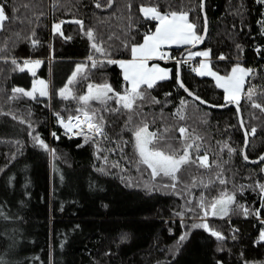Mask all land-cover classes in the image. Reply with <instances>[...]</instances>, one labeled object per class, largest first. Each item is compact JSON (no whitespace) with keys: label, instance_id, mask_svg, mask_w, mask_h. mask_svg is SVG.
<instances>
[{"label":"trees","instance_id":"1","mask_svg":"<svg viewBox=\"0 0 264 264\" xmlns=\"http://www.w3.org/2000/svg\"><path fill=\"white\" fill-rule=\"evenodd\" d=\"M0 3L9 17L0 30V48L5 49L0 55L8 58V62L0 60V264H180L185 260L264 264V240L259 239L264 227V199L260 203L258 188L264 184V160L251 163L244 159V131L234 107L209 108L186 95L177 84L175 61L161 62L171 70L170 78L147 89L150 97L161 102L146 103L142 108L149 130L169 128L166 139L173 148L180 147L178 127L195 130L202 137L198 143L204 145L200 155L207 149L210 163L219 157L217 163L223 165L227 184L209 183L215 181L217 168L206 170L193 165L182 170L173 190L165 187L171 183L169 178L153 179L146 165L137 167L139 157L131 128L144 117L133 115L132 125L126 128L127 112L103 111L99 102L93 101V107L101 108L108 135L107 141L101 138L100 147L116 149L102 151L100 158L95 144L85 143L82 136L65 135L57 123V113L65 119L79 114L80 103L62 99L59 89L67 84L76 64L93 54L92 41L84 35L85 31L94 30L97 41H103L110 52V59L129 58L130 48L125 45L142 43L145 34L156 26L139 10L142 5H158L162 12L169 10V4L172 10L190 9L189 19L197 24L196 31L201 34V0H113L111 7L100 8L95 6L96 0ZM205 13L207 35L201 48L210 50L211 67L220 74H227L234 64L254 69V74L246 78L244 91L250 84L256 85L258 93L264 91V0H205ZM77 19L83 21V30L76 23L67 22L61 26L63 36L52 31L53 23ZM32 39L38 40L35 47ZM184 48H171L172 55L179 56ZM11 58L21 64L25 59L41 60L40 72L50 82L48 97L10 99L12 88L26 89L32 81L28 71L12 70ZM95 58L105 59L99 53ZM193 68L189 61L180 64L184 85L206 102L225 104L224 90ZM87 77L75 85V95H84L88 84L108 83L116 92L125 88L117 64L105 62L92 68L89 63ZM181 100L187 101L186 119L177 123L174 114L181 107ZM257 102L264 103V96ZM109 106L118 105L113 100ZM239 107L244 128L257 129L254 136H248L245 148L248 159H255L264 153V112L253 109L243 96ZM36 135L55 149V157L33 141ZM225 141L236 151H221ZM103 156L108 157L107 163ZM116 162L119 166L113 167ZM193 181L196 186L186 190L185 186H191ZM225 191L235 193L236 202L250 214L204 218L199 207L201 196L208 206ZM52 203L68 217H52ZM156 207L162 208L163 216H79L85 211L98 215L129 214ZM180 212L184 214L176 215ZM203 222L221 232L224 239L218 240L208 230L193 227ZM185 233L187 238L181 241Z\"/></svg>","mask_w":264,"mask_h":264},{"label":"snow or ice","instance_id":"2","mask_svg":"<svg viewBox=\"0 0 264 264\" xmlns=\"http://www.w3.org/2000/svg\"><path fill=\"white\" fill-rule=\"evenodd\" d=\"M113 0H106V3L102 5L101 0H96V7L100 8L102 6L111 7ZM129 8L131 5H127ZM24 7H27L25 5ZM203 7V3L201 4ZM169 10L160 11L159 6H141L140 11L144 14L146 18L158 21L155 31L150 34H145L143 38V43H133L126 44L125 47L130 48L131 57L130 60H114L110 59V52L107 48L103 46V41H97V37L94 30L89 29L84 32L92 42L90 44L93 54H90L85 62L76 64L75 71L71 74L64 87L59 89V96L64 100H76L80 103V107L77 109L79 113L75 117L69 116L67 122L65 119L57 113L58 122L62 125L65 130V135L71 134L72 136H82L85 143H93L96 147V152L98 158H100V153L102 151H116L113 149H102L100 147L101 138L104 141L108 140V135L105 132V119L102 114L103 111H111L113 113H119L124 110L128 113V121L125 127L128 128L132 125L133 115L136 117H144L142 108L146 103L158 104L161 103L154 97H150L147 93V89H152L156 85L157 81H164L169 79V73L171 70L161 68L158 64H152L149 66V61L155 58L164 60L167 54L162 51V46L164 45H187L195 46L198 43H202L205 35L207 33V17L205 16L204 25V35L197 33V24L190 21V9L184 10L182 7L180 10H172L171 4L168 5ZM43 15V13H40ZM39 17H37L38 19ZM9 19L5 12V6L0 3V30L4 29L5 21ZM130 19V18H129ZM71 22L76 23L83 30L82 20L73 21H60L54 24V31L63 36L61 31V26L64 23ZM33 36L35 32L33 31ZM32 45L35 47L38 44V40L32 39ZM5 51L4 48H0V53ZM99 53L105 59H96L95 54ZM210 56V50L207 51H196L192 52L189 50L186 60H177V84L184 91L188 92L189 96H194L195 100L206 104V101L201 100L199 96H195L194 93L190 92L184 85L183 81L180 79L179 65L182 63H187L188 61L194 59L195 57H204L205 60L199 63L198 67L192 69L199 76H211L214 77L216 85L223 89L225 92V105L235 104L239 112L240 101L243 98L249 102L253 109H258L264 112V103L257 102L261 96H264V91L258 93L256 85H251L248 87L247 91H244V85L246 78L253 75L255 70L251 68H243L239 64L232 67L230 74L220 75L218 72L213 71L210 63L207 62V58ZM224 59V57H220ZM0 60H5L8 62V58L0 55ZM105 62L108 64H118L123 70V80L130 85V87L124 88L123 92H116L110 84L104 83L102 85H87V92L84 95H75L73 89L80 80H86L87 70L89 63L92 68L102 66ZM10 63L13 65V71L23 72L25 69L32 70L36 66L40 65L42 62L40 60H23L18 62L16 58H11ZM32 75L35 72L32 71ZM37 85L39 87H37ZM142 86H146L142 89ZM12 97L10 99H20L21 97H29L33 100L37 98V93L40 97H46L49 95L48 84L44 80H37L33 83L32 89L26 91L24 88L14 87L12 88ZM111 93V95H110ZM166 95H171L167 93ZM115 100L117 103L116 108H110L109 102ZM97 101L101 105V108L93 107L92 102ZM181 107L177 109L174 116L176 117L177 123L179 121L185 120L184 109L187 106V101L181 100ZM7 115H12V113H7ZM82 117V118H81ZM15 118V117H14ZM75 121V123H73ZM23 122V121H22ZM241 127H243L244 121L240 120ZM76 129V131H74ZM131 130L134 133V149L138 154L137 167L139 165H146L147 169L150 170V175L153 179L157 177H167L171 181L169 185L165 187H170L173 190L176 189L177 183L179 182V174L182 170H185L189 166H197L206 170H210L213 167L217 168L218 171L215 174V181H210L209 183H214L218 181L220 184L225 185L228 181L223 178V165L222 163H217L219 157L217 156L211 163L209 162L208 150L206 149L203 155H200L201 148L204 145L198 143L202 140V137L195 133V130L191 132L187 127H178L177 131L180 134V147L173 148L171 143L166 139V134L170 131L169 128H164L162 131H149V124L146 117L140 120L139 124L132 125ZM257 129L252 127L250 130L245 129V138L247 144V137L249 135H255ZM54 138L58 137L55 133H52ZM33 141L37 143L45 151H49L55 157V149H50L49 146L44 142L39 135L32 137ZM19 143V142H17ZM119 147V145H118ZM227 149L229 153L235 152L236 149L231 148L230 145L225 141L222 143L221 151ZM123 152V149L120 148ZM195 153V158L193 156ZM104 161L108 162V157L103 156ZM244 159L247 160L248 157L245 154ZM264 160V156L260 157ZM113 167H118L119 162L112 165ZM104 171V169H99ZM2 171V169H0ZM195 181L191 186L186 185V190H190V187H194ZM149 188V185H145ZM259 191L262 196H264V184L258 185ZM149 190H151L149 188ZM177 195L181 193L177 192ZM235 205V207H233ZM199 207L203 210V217L207 218L209 215L212 217L220 216L227 217L230 213H240L245 216L249 215V210L242 204H239L235 200V193H229L227 191L220 193V198L215 199L208 206L205 204V199L201 196L199 201ZM189 211H195V209L189 208ZM184 213L180 212L176 215L182 216ZM259 215L257 210L255 213ZM194 228H203L208 230L211 235L215 236L218 240H223L224 237L221 232L216 231L209 227L207 222L201 224L193 225ZM238 231V230H237ZM187 233L180 237L183 241L187 238ZM260 238L264 240V232L261 233ZM235 239V236H233Z\"/></svg>","mask_w":264,"mask_h":264},{"label":"rangeland","instance_id":"3","mask_svg":"<svg viewBox=\"0 0 264 264\" xmlns=\"http://www.w3.org/2000/svg\"><path fill=\"white\" fill-rule=\"evenodd\" d=\"M143 14V13H142ZM144 15V14H143ZM154 22H155V25L157 26V24H158V21H155V20H153ZM54 24L55 23H53L52 24V26H51V28H52V31H54ZM55 32V31H54ZM162 51L163 52H165L166 54H167V57L166 58H169V59H171V58H173L174 56H171V48H166V49H162ZM196 51H207V49H205V48H198V49H196V50H193L192 52H196ZM184 57H185V55H184ZM187 58V57H186ZM186 58H185V60H186ZM205 60V58L204 57H195L194 59H193V61H190L191 63H193L194 64V68L195 67H198L199 66V63L201 62V61H204ZM34 61V60H33ZM41 61V60H40ZM160 61H162V60H150L148 63H149V66H151L152 64H158L161 68H164V69H167V70H170L167 66H165V65H163ZM163 62V61H162ZM207 62H209L210 63V58L208 57L207 58ZM41 65H42V63L40 64V65H38V66H36L34 69H32V70H29V69H25L26 71H28V73L32 76V81H31V86L30 87H28V88H26L25 90L26 91H30L31 89H32V85H33V83L35 82V81H37V80H44V81H46L47 82V84H48V92H49V88H50V82H49V78H45V77H43L42 76V74H41V72H40V69H41ZM237 64H234L233 65V67L234 66H236ZM240 65V64H239ZM21 66H23L22 64H21ZM210 66H211V63H210ZM241 67H243V68H246V67H244L243 65H240ZM212 68V67H211ZM213 69V68H212ZM232 69V68H231ZM32 71H34L35 72V75L33 76L32 75ZM213 71H216V70H214L213 69ZM217 72V71H216ZM230 72H231V70L227 73V74H230ZM219 73V72H218ZM220 74V73H219ZM220 75H226V74H220ZM50 76H51V72H50ZM169 76H170V73H169ZM207 77H210V78H212L213 79V81L215 82V79H214V77H211V76H207ZM127 83H125V88H127L128 86L126 85ZM37 87H39L38 85H37ZM130 87V86H129ZM223 90V89H222ZM85 94H86V92H85ZM49 96V95H48ZM48 96H46V97H48ZM37 97H40L39 95H38V93H37ZM149 131H151V130H149ZM65 132V131H64ZM69 136H72L71 134H69ZM164 215V211L162 210V208H160V207H156V208H154V209H143V210H137V211H134V212H131V213H129V214H104V215H98V214H94V213H90V212H87V211H85V212H83V213H81L79 216L80 217H86V218H88V217H114V218H123V217H126V218H152V217H161V216H163ZM51 216L52 217H54V218H56V217H68V215L65 213V212H59L58 210H57V208H56V206L52 203V206H51ZM209 216H211V215H209ZM212 217V216H211ZM216 217H220V216H216ZM262 232H264V227L261 229V232H260V235H259V239H261L260 238V236H261V233ZM180 264H203L202 262H195V261H193V260H188V261H182V262H180ZM218 264H221V263H219L218 262Z\"/></svg>","mask_w":264,"mask_h":264},{"label":"water","instance_id":"4","mask_svg":"<svg viewBox=\"0 0 264 264\" xmlns=\"http://www.w3.org/2000/svg\"><path fill=\"white\" fill-rule=\"evenodd\" d=\"M202 3H203V7H201V4H202ZM201 4H200L201 12H202V16H203V19H204L205 16H206V13H205V0H201ZM204 25H205V19H204ZM204 25H203V29H202V32H201L200 35H204ZM206 35H207V33H206ZM206 35H205V38H206ZM205 38H204V40H203L202 43H198V44H196L194 47H193V46H187L186 48H184V50L181 51V53L179 54V57H183L186 53L189 52V50H190V51H193V50H196V49H198V48H201L202 45H203V43H204V41H205ZM179 72H180V65H179ZM180 79H181V75H180ZM176 80H177V76H176ZM187 89H188V88H187ZM182 90H183V89H182ZM188 90H189V89H188ZM183 91H184V90H183ZM189 91H190V90H189ZM184 92L186 93V95H188V92H186V91H184ZM190 92H192V91H190ZM192 93H193V92H192ZM188 96H189V95H188ZM195 96H197V95H195ZM189 97H191L192 99L195 100L194 96H189ZM201 100H203V99H201ZM195 101H197V100H195ZM203 101H204V100H203ZM197 102H199L200 104H202V105H204V106H206V107L213 108V109H224V108H227V107L232 106V107H234V108L236 109V111H237L238 120H239V123H240V120H241V118H242L241 110H240V107H239V112H238L237 107H236L235 104H229V105H227V106L221 107V105H214V104H211V103H209V102H207L206 104H203V103H201L200 101H197ZM222 105H225V104H222ZM240 125H241V124H240ZM241 128H242V130L245 132L244 125H243V127H241ZM244 138H245V134H244ZM247 141H248V137H247ZM246 145H247V144H246V138H245L244 146H243V150H242L243 155H245V148H246ZM262 156H264V153H262L259 157L255 158V159H247V160H248V162H251V163L260 162V161H261L260 157H262ZM263 199H264V196L261 195V196H260V203L263 202Z\"/></svg>","mask_w":264,"mask_h":264},{"label":"crops","instance_id":"5","mask_svg":"<svg viewBox=\"0 0 264 264\" xmlns=\"http://www.w3.org/2000/svg\"><path fill=\"white\" fill-rule=\"evenodd\" d=\"M156 27V26H155ZM155 31V29L152 31V32H154ZM151 32V33H152ZM143 43V42H142ZM174 47H176V48H178V47H187V45H174V44H172V45H164V46H162V49H166V48H174ZM171 56H173L172 55V51H171ZM130 59H132V57L130 56L129 58H121V59H117V60H130ZM153 60H159V58L157 57V58H155V59H153ZM160 62H162V61H160ZM163 62H167V61H163ZM117 66L119 67V65L117 64ZM119 69L121 70V73H122V76H123V70L119 67ZM128 87L130 86L128 83L126 84ZM123 92V91H122ZM121 92V93H122Z\"/></svg>","mask_w":264,"mask_h":264},{"label":"built area","instance_id":"6","mask_svg":"<svg viewBox=\"0 0 264 264\" xmlns=\"http://www.w3.org/2000/svg\"><path fill=\"white\" fill-rule=\"evenodd\" d=\"M187 56H183V57H179V56H174L173 58H171V59H169V58H165L164 60H162V61H177V60H180V61H184L185 60V58H186ZM190 61H193V59L192 60H190ZM189 61V62H190ZM73 117H75V116H73ZM82 118V117H81ZM65 119V118H64ZM65 122H67V118L65 119ZM57 123H58V125L61 127V129L63 130V131H65L64 130V128L62 127V125L58 122V118H57ZM73 123H75V121H73ZM74 131H76V129H74Z\"/></svg>","mask_w":264,"mask_h":264}]
</instances>
